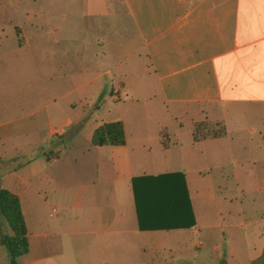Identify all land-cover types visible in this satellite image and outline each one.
Instances as JSON below:
<instances>
[{"label":"crops","instance_id":"0c3cea01","mask_svg":"<svg viewBox=\"0 0 264 264\" xmlns=\"http://www.w3.org/2000/svg\"><path fill=\"white\" fill-rule=\"evenodd\" d=\"M116 4L130 26L122 41ZM133 55L136 74L150 78L166 112L199 107L202 119L221 121L219 139L238 131L235 110L264 119L256 110L264 107V0H0V68L21 63L40 99H66L69 109L21 125L13 100L0 96V188L17 196L28 244L15 264H250L264 252V223L229 221L227 195L206 196L198 183L207 177L226 190L225 177H257L243 162L264 157L213 159L211 144L192 141L190 127L187 146L170 147L179 127H128L124 113L106 114L118 108L109 102L127 95L132 67L120 68ZM114 120L122 122L124 144L92 145V130ZM37 124L43 130L30 145ZM255 132L263 141L264 126ZM58 139L77 153L42 151ZM42 158L45 166L59 160L65 177L33 172ZM88 162L94 177H66L77 174L68 163L79 169ZM22 167L29 169L17 173ZM11 260L0 254V264Z\"/></svg>","mask_w":264,"mask_h":264},{"label":"rangeland","instance_id":"374dc122","mask_svg":"<svg viewBox=\"0 0 264 264\" xmlns=\"http://www.w3.org/2000/svg\"><path fill=\"white\" fill-rule=\"evenodd\" d=\"M115 18V38L122 41L124 38H127L126 34H128V32L130 33V26L128 21L122 14V11L120 10L118 4H116ZM8 41L9 39H4V44L6 45ZM130 44L132 47H134L133 40L130 41ZM52 45L58 46L55 44ZM21 49V51L26 53V51L28 50L27 44L22 46ZM17 65H19V67H16L12 70H7L4 65H2L3 67L0 68V96L1 94H3L7 99L13 100L14 106L17 110L15 115L18 116V121L19 123H21V125L28 122L33 117L39 119V116L42 115L44 111L54 112L56 110H61L66 112L69 110L67 108L68 103L67 101H65L66 99H55V101L52 102L40 99L39 95L35 92L37 88L30 86L28 68L21 63H18ZM138 65L139 58L136 55H133L132 58L130 57L121 66L120 70L125 73H127V71L124 70V68H127L128 66L132 67L133 73L129 82L126 83L124 79H121L122 82H125H123V85L124 88L127 89V95L121 96L120 101L123 102H116L115 104H113V102H109L110 105H114L111 107L116 106L118 108L107 110V115H111L113 112L114 114H116L117 112L124 113L125 117L127 118L128 127L143 126L149 128H157L163 125L167 126L168 128L179 127L180 131L183 132L176 135V138L178 140H175L172 134L170 135L171 139L168 142L170 144V147H174L175 145L172 142L177 141L179 143H182L183 147H186L187 143H189L188 129L190 127L191 136L193 133H195L198 137L204 135V139H207V142L211 144L208 152L212 154L213 159L220 158L222 160H230L231 158L245 159L246 157L261 159L264 157V140L260 141L258 134L255 132L259 127L264 126H261L259 121H264V119H255L251 117V115L249 117L243 118L242 116H240L241 113L235 110L238 117L232 118L230 120L232 126L236 125L238 122L240 123V127L237 128L238 131L232 132V134H235L231 136L232 139H219L223 138L222 136L225 135V131L223 129L221 121H215L209 118L202 119L197 115V112L200 110L199 107L195 108L193 106H174L168 107V111L166 112L162 107L160 100L156 97H153L154 87L150 81V78H144L139 76V74H136L135 68ZM140 82L144 84L148 83V85L140 86ZM142 88H146V90L141 91ZM68 100H70V98ZM106 107L107 103L101 108L99 113H103ZM249 108L252 107L250 106ZM256 110L262 111L264 113V107H260ZM257 126L259 127L257 128ZM241 127H244L246 129L247 127H249L250 130L244 132ZM37 128V134L33 135L36 138L33 139V136L31 137V139L29 140L30 145L37 144L38 138L40 136L39 129L43 130V126L41 124L40 127L37 124ZM220 131H224L222 136H218L215 138L212 137V134H221ZM81 134L82 138L84 130L81 132ZM237 137H239V142L237 141ZM201 140H203V138ZM59 141L60 139L52 143H49L48 141L45 142V145H42L41 147L42 151L45 154H48L51 151L59 150V148H61L62 152H67L68 155H75L77 153L76 150L67 149L68 142L66 140H64L63 142ZM241 143H243L244 145L243 149L241 148ZM256 143H259V148L255 147ZM231 149H233V151ZM234 152H237L239 154H234ZM20 160L18 162H20ZM45 162L46 160L42 158V160H39V163L36 162L35 164H33L31 166L33 172L41 175L43 173H47L53 177H65L61 172V170L63 169V165L61 164V162H59V160L49 166H45ZM243 163L244 168L247 169V171H255L257 172L258 176L225 177V181H222V183L224 184L223 187H226V190L218 189V192L216 191L215 186L210 185V183L207 181V177H201V181H199L198 183L206 185L205 189H203V192L207 194L206 196H209L211 194H217L218 196L219 192L225 193L227 195L228 200L224 203V206H226V208L228 209L227 218L229 221L237 219V222L241 223L245 222L246 220H250L251 222H254V225L259 226L264 223V161L255 164L254 166H251V162ZM16 166L17 165L14 164L6 166L4 168L6 170L15 169L17 168ZM261 166H263V168H260ZM28 169L29 168L27 167H22V170L18 171L17 173L24 174ZM68 170L77 174H68L66 177H94V168L91 162L81 165L79 169L75 168V165H71L68 163ZM212 183L214 185V181ZM208 187H210V189H208ZM40 196L42 198L45 197V195L43 194ZM246 224H250V222L248 221ZM0 249V254L4 252L6 253L4 247L0 246ZM244 258L245 257H243L242 259ZM18 259V257L15 258L16 263H19Z\"/></svg>","mask_w":264,"mask_h":264},{"label":"trees","instance_id":"16d2710c","mask_svg":"<svg viewBox=\"0 0 264 264\" xmlns=\"http://www.w3.org/2000/svg\"><path fill=\"white\" fill-rule=\"evenodd\" d=\"M221 134H212V137H220ZM192 141L196 142L204 139L205 136H196L192 134ZM124 132L122 122L119 120L103 122L96 126L90 135L92 145H122L124 144ZM0 218L5 227H0V246L4 247L8 256L15 259L27 252L28 244L26 238V229L19 208L17 196L7 189L0 188ZM218 264H226L224 259H220ZM250 264H264V252L253 259Z\"/></svg>","mask_w":264,"mask_h":264},{"label":"water","instance_id":"95a60500","mask_svg":"<svg viewBox=\"0 0 264 264\" xmlns=\"http://www.w3.org/2000/svg\"><path fill=\"white\" fill-rule=\"evenodd\" d=\"M11 264H15V261L13 259L11 260Z\"/></svg>","mask_w":264,"mask_h":264}]
</instances>
